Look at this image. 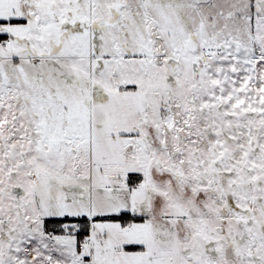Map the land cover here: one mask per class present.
Masks as SVG:
<instances>
[{
    "label": "snow or ice",
    "instance_id": "6c2138e0",
    "mask_svg": "<svg viewBox=\"0 0 264 264\" xmlns=\"http://www.w3.org/2000/svg\"><path fill=\"white\" fill-rule=\"evenodd\" d=\"M0 264H264V0H0Z\"/></svg>",
    "mask_w": 264,
    "mask_h": 264
}]
</instances>
